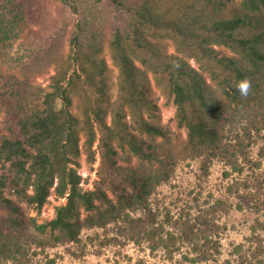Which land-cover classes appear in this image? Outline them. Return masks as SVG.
Here are the masks:
<instances>
[{
	"label": "trees",
	"instance_id": "1",
	"mask_svg": "<svg viewBox=\"0 0 264 264\" xmlns=\"http://www.w3.org/2000/svg\"><path fill=\"white\" fill-rule=\"evenodd\" d=\"M17 46L22 53L12 54ZM106 55L118 72L113 101ZM2 64L16 73L0 74V211L8 216L0 219V255L19 250L11 234L22 227L23 205L39 215L52 195L64 199L53 218L29 225L53 244L78 243L84 227L121 219L132 239L137 231L151 250H168L173 234L163 240L162 228L126 212L143 209L175 161L218 153L240 173L250 148L264 142V0H0ZM46 75V87L34 84ZM150 76L166 78L176 125L185 131L175 148L169 128L138 114L140 103L157 110ZM79 93L88 103L82 120L72 110ZM226 126L238 129L232 144ZM94 145L99 181L83 190L79 160L84 149L94 163ZM118 149L139 165H120ZM242 185L235 209L262 212L261 184ZM230 209L217 200L179 222L194 262L217 260V214ZM253 241L239 264H264V238Z\"/></svg>",
	"mask_w": 264,
	"mask_h": 264
},
{
	"label": "rangeland",
	"instance_id": "2",
	"mask_svg": "<svg viewBox=\"0 0 264 264\" xmlns=\"http://www.w3.org/2000/svg\"><path fill=\"white\" fill-rule=\"evenodd\" d=\"M18 46L12 54H21ZM110 68L112 101L116 96L117 70L112 66L106 55ZM8 65L0 66V74L8 76L15 74ZM50 75L34 80L36 86L46 87ZM149 100L157 106V110L149 109L143 103L139 104L138 114L151 124L169 128L172 147L182 142L185 131L179 129L175 121V108L172 95L163 76H150ZM73 113L80 120L87 101L81 93L73 95ZM57 101L56 108L59 109ZM154 114V115H151ZM132 124V121H128ZM132 131V130H131ZM136 133L135 131H132ZM238 129L226 126L225 143L232 144ZM81 145L85 142L84 132H81ZM161 142V139L158 140ZM95 162L91 163L85 150L80 157L78 173L82 178L80 187L83 190H93L99 181L100 154L96 145ZM119 163L122 166L135 168L138 161L131 156L127 149L121 151ZM249 163L242 162L240 173H233L221 160L220 154L210 153L202 158L177 160L168 166L160 177V182L153 186L146 205L135 212L128 211L129 219L154 222V226L162 228V238L167 240V233L173 234L175 244L169 240L166 244L170 249L157 248L151 250L150 245L140 238L131 237L128 224L119 219L103 228L84 227L78 243L53 244L49 235L37 233L30 225L29 219L37 217L39 224L50 221L54 216V208L63 204L52 195L47 204L37 215L33 208L23 205L24 222L22 227L12 231L13 242L19 246L13 256L0 255V264H239L240 256H249L253 250V236L264 238V210L253 212L248 209L237 211V192L243 193L245 187L261 184L264 190V142L258 140L249 150ZM111 198L113 196L109 192ZM221 200L232 205L227 212L218 213V224L221 228L219 242L220 255L216 261H195L197 253L191 244L179 239L178 224L185 216H195L199 210H204L215 201ZM146 207V208H145ZM8 218L0 211V219ZM3 241H0V246Z\"/></svg>",
	"mask_w": 264,
	"mask_h": 264
},
{
	"label": "built area",
	"instance_id": "3",
	"mask_svg": "<svg viewBox=\"0 0 264 264\" xmlns=\"http://www.w3.org/2000/svg\"><path fill=\"white\" fill-rule=\"evenodd\" d=\"M60 201H64V199H59Z\"/></svg>",
	"mask_w": 264,
	"mask_h": 264
}]
</instances>
